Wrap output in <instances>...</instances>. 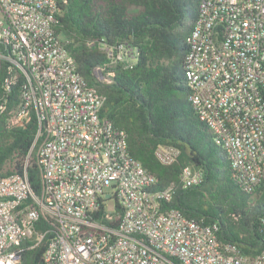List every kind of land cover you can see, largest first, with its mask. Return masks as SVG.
<instances>
[{"label": "built area", "instance_id": "2783aa9c", "mask_svg": "<svg viewBox=\"0 0 264 264\" xmlns=\"http://www.w3.org/2000/svg\"><path fill=\"white\" fill-rule=\"evenodd\" d=\"M60 1L0 0V115L15 92L8 127L35 120L40 169L38 193L25 169L0 176V264H20L22 242L47 235L44 264H264V214L263 248L248 256L221 243L216 224L165 208L176 185L153 190L156 179L130 155L125 132L100 116L105 97L56 36ZM186 42L189 101L225 148L236 185L252 192L264 183V0H199ZM103 50L109 63L92 73L110 84L112 68L131 67L134 57L124 47ZM178 155L170 145L154 150L164 166ZM203 175L184 167L179 184L189 189Z\"/></svg>", "mask_w": 264, "mask_h": 264}, {"label": "trees", "instance_id": "16d2710c", "mask_svg": "<svg viewBox=\"0 0 264 264\" xmlns=\"http://www.w3.org/2000/svg\"><path fill=\"white\" fill-rule=\"evenodd\" d=\"M198 14L199 0H63L55 33L83 80L105 97L100 116L125 132L130 155L155 177L152 189L176 185L165 208L204 225L216 224L221 243L255 256L263 248L264 183L249 193L236 185L226 153L211 142L210 130L189 101L186 41ZM104 47L131 49L134 57L131 67L118 63L112 68L110 84L98 82L92 73L94 67L109 63ZM16 105L13 92L0 115V176L25 169L30 187L38 193L37 124L32 119L23 127H8ZM159 145L178 149L172 165L164 166L154 156ZM188 166L201 169L203 180L182 189L179 175ZM45 228L42 219L36 223V231ZM49 237L38 244L32 238L22 242L20 264H44Z\"/></svg>", "mask_w": 264, "mask_h": 264}, {"label": "rangeland", "instance_id": "374dc122", "mask_svg": "<svg viewBox=\"0 0 264 264\" xmlns=\"http://www.w3.org/2000/svg\"><path fill=\"white\" fill-rule=\"evenodd\" d=\"M211 142L215 145V142H214V138H213V136H211ZM221 149L224 151V153H225V148H222L221 147ZM110 205H111V203H110Z\"/></svg>", "mask_w": 264, "mask_h": 264}]
</instances>
